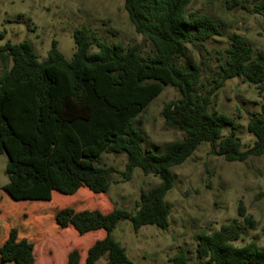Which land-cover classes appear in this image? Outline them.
I'll list each match as a JSON object with an SVG mask.
<instances>
[{
    "label": "trees",
    "instance_id": "16d2710c",
    "mask_svg": "<svg viewBox=\"0 0 264 264\" xmlns=\"http://www.w3.org/2000/svg\"><path fill=\"white\" fill-rule=\"evenodd\" d=\"M190 2L123 0L134 31L149 44L145 56L139 45L103 42L92 36L86 26L72 32L74 52L70 60L59 52L55 40L51 41L43 60L26 41L17 44L7 41L0 46V155L10 148L5 175L10 184H15L13 188L18 186L21 192H29L44 181L38 180L32 171L30 141L41 149L49 142L48 138H53L56 129H46L50 116L62 124H74L86 148L94 149L101 144L102 153L123 155L125 163L124 170L118 172L101 164L98 155L85 166L74 160H52L48 164L50 179H45L48 193L51 182L55 185L52 175L66 194H76L83 188L94 195L107 194L117 182L113 180L115 174L120 176V182H126L135 169L158 179L155 186L140 191L131 211L113 208L104 214L95 209L77 211L65 207L55 212L54 224L59 230L72 228L79 236L103 231L104 237L88 248L85 264H95L101 258L105 264H132L125 248L111 237L120 221H128L134 233L144 226L166 230L171 206L165 197L174 185L172 169L183 164L202 144H208L227 162H243L264 155V101L259 112L247 121L246 131L253 143L246 149H242L233 119L210 112L216 92L227 80L239 78L258 93H264L262 55L256 54L240 35L232 34L224 56L216 65L210 89L200 91V66L183 65L180 60L189 45H202L219 36L221 25L209 15L187 12ZM252 11L261 18L264 33V0H257ZM3 38L4 32H0V40ZM164 87L176 90L179 98L164 103L160 116L166 128L177 130L183 138L166 144L158 153L143 147L145 138L139 126L147 106ZM29 97L32 104L27 108L31 119L23 125L10 108L14 105L16 110L19 102L28 101ZM31 106H34L32 110ZM38 117L45 128L31 125ZM225 129H229L226 136ZM59 139L61 136L55 142ZM2 190L12 198L11 191ZM259 197L264 198V191ZM237 215L249 228L255 227V221L246 214L241 202ZM261 232L264 236V227ZM0 237V262L34 264L33 250L38 237L20 236L17 226H7ZM240 239L241 227L236 222L196 235L193 264H264V245L250 241L235 246L234 242ZM170 262L190 264L183 252ZM78 263L79 253L72 250L67 264Z\"/></svg>",
    "mask_w": 264,
    "mask_h": 264
},
{
    "label": "rangeland",
    "instance_id": "374dc122",
    "mask_svg": "<svg viewBox=\"0 0 264 264\" xmlns=\"http://www.w3.org/2000/svg\"><path fill=\"white\" fill-rule=\"evenodd\" d=\"M256 1L191 0L187 6V12L209 15L221 25L219 36L202 45H189L185 57L180 60L183 65L196 63L200 66V91L210 89L216 65L224 56V50L234 33L240 35L256 54L261 53L264 64L261 18L252 11ZM82 26H86L92 36L103 42L139 45L143 56L149 52L148 42L134 31L123 8V0H0V32H4L0 46L7 41L12 44L29 42L40 60L46 57L52 40L57 42L63 57L70 60L74 52L72 32ZM178 98L176 90L164 87L147 106L139 126L145 138V149L161 153L166 144L183 138L177 130L166 128L160 116L162 105ZM263 101L264 93L260 94L252 85L234 78L227 80L216 92L210 112L233 119L242 149H246L253 143L252 136L246 131L247 121L253 113L259 112ZM29 104H32L30 97L28 101H20L16 110L11 105L12 114L17 116L20 124L24 125L25 120L31 119L27 108ZM33 121L31 125L45 128L41 117ZM46 122V129H56L46 146L39 149L29 139L23 138L31 144L32 171L37 174L38 180H44L32 191L21 192L18 186L13 188L15 184H10L5 175V165L11 158L10 148L7 147L0 155V192L2 189L6 193L11 191L10 197L14 198L4 195L3 190L0 193V236H4L7 226H17L20 236L28 234L33 239L39 238L34 245L38 264H43V259L48 260L49 249L55 254L50 257L53 263L61 264L60 249L71 247L81 251L84 240L72 228L59 230L55 226L53 216L57 210L65 207L77 211L95 209L104 214L113 208L131 211L140 191L155 186L158 179L135 169L126 182H120V176L115 174L113 180L117 182L110 186L107 194L94 195L85 188L76 194H66L59 189L51 174L55 185L51 182L48 193L45 191L46 180L50 179L48 164L52 160H74L85 166L90 165L92 158L98 155L101 164L122 172L125 157L102 153L101 144L94 149L86 148L74 124H62L51 116ZM228 133L229 129H225L223 135ZM57 136L62 139L55 142ZM215 152L208 144H202L183 164L172 169L174 185L165 197L171 206L166 230L144 226L134 233L128 221H120L116 225L111 237L125 248V254L132 264H172L170 260L180 252L185 253L188 262L193 264L196 260V235L211 233L231 222L241 227V239L234 242L235 246L250 241L264 245L261 232L264 227V198L259 197L264 191V155L249 157L243 162H227ZM239 202L255 221L253 229L238 217ZM0 264L5 262L1 261Z\"/></svg>",
    "mask_w": 264,
    "mask_h": 264
},
{
    "label": "crops",
    "instance_id": "0c3cea01",
    "mask_svg": "<svg viewBox=\"0 0 264 264\" xmlns=\"http://www.w3.org/2000/svg\"><path fill=\"white\" fill-rule=\"evenodd\" d=\"M69 229V228H67ZM65 229V230H67ZM103 231H96V232H92V233H88V234H85L83 235V239L84 240V248L83 250H79L78 253H79V263L78 264H85V258H86V252L88 250L89 247H91V245L96 241V240H99V239H102L104 237V233H102ZM46 238H44V241H45ZM40 246V245H38ZM72 249L71 247H64V248H61L60 249V254H59V261L61 262V264H67V256L69 254V252H71ZM33 254H34V264H38L37 262V259H36V256H35V249L33 250ZM53 251H50V249L48 250V255L47 257H51L53 255ZM55 255V254H54ZM48 258L47 259H43V264H54L53 263V258ZM5 262V264H13V263H10V262H7V261H3ZM41 264V263H40ZM95 264H105V260L104 259H100L98 260Z\"/></svg>",
    "mask_w": 264,
    "mask_h": 264
}]
</instances>
